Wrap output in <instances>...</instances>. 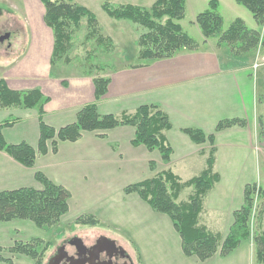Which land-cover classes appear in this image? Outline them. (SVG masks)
<instances>
[{
  "label": "crops",
  "instance_id": "crops-1",
  "mask_svg": "<svg viewBox=\"0 0 264 264\" xmlns=\"http://www.w3.org/2000/svg\"><path fill=\"white\" fill-rule=\"evenodd\" d=\"M153 2L154 0L150 6ZM132 5L140 6L135 3ZM183 19L184 17L179 21L180 25ZM190 21L196 29L197 37L194 40L198 44L195 48L181 49L173 56L155 59H139L136 49V61L123 60L122 57L123 61H119L117 65L110 64L105 76L109 79L105 94L97 101L94 98L92 79L91 87L86 92H78L79 89H76L77 93L74 92L71 101L66 94L71 95L72 91H62L60 88L59 93L54 95L55 86L47 84L39 89L49 98L43 105V121L55 129L74 122L76 113L92 102L96 103L100 114L113 115L131 113L141 105L157 106L166 114L170 123V128L163 132L166 143L171 148L168 161L161 159L157 149L150 151L143 145H132L135 134L133 126H116L101 132L102 134L84 131L74 142L60 141L55 152L48 150L45 154H37L33 167L23 166L0 150V191L21 187L41 189V184L34 178L35 172L39 171L69 192V213L73 195L86 197L87 187H92L95 180L93 185L102 183L114 187L106 193L109 197H116V201L113 200L116 203L109 205L112 213L107 215L106 222L123 235L125 242L135 246L140 264H260L256 259L255 245L250 239L241 240L225 256L217 253L204 261L185 256L181 249V239L169 218L153 211L138 194H125L123 191L126 185L150 178L161 170H170L181 181H186L205 168L208 152L213 147V171L218 175V181L203 198V209L198 222L223 240L233 224L234 212L243 204L245 185L255 183L261 186L257 172L260 162L264 163V150L258 146L260 132L264 128V88L259 94L253 79V73L257 69L252 72L254 63L251 66L246 64L244 55H229L211 38L204 39L200 29L193 23L194 19ZM111 26L112 23L107 25L110 31ZM126 27L132 25L127 23ZM182 29L184 30L183 27ZM250 29L257 30L256 27ZM110 31L108 35L113 41H120L121 35ZM140 31L142 32L141 28ZM137 33L136 37L134 33L135 41L140 35ZM51 50L52 46L49 47L48 54L45 52L48 60ZM258 58L264 61V51ZM5 74L1 78L14 90L38 89L36 85L29 83L27 75L19 74L16 79H8L9 74ZM261 76L264 84V72H261ZM60 81L62 80L56 79L57 83ZM53 98L56 99L57 106L53 105ZM17 108L11 107L6 111L0 109V122L12 118L10 115ZM31 112L34 131L30 130L33 138L28 144L36 149L39 135L38 109ZM13 118L16 121L12 126L3 128L2 135L8 143H19L20 138H9L5 131L26 121L28 115L26 113ZM226 119H240L245 123L217 131V123ZM185 128L199 129L206 136L212 135L213 145L208 140L195 143L183 131ZM23 141L26 140L22 139ZM150 161L156 165L154 171L149 167ZM190 194L191 192L187 198ZM179 195L177 201H183ZM85 197L76 199L81 207L73 217L88 215L96 218L99 223L103 217L100 212L107 206L98 208L90 201V197ZM140 211L146 215L139 216ZM138 218L142 221L144 218L151 221L153 219L156 223L158 221L165 225L163 229L174 240V244H168L169 253L162 238L161 242L158 241L159 237L155 238V231L160 232L159 228L155 224V228L143 224ZM23 228L29 229L31 225L24 223L15 231ZM0 230H4L1 225ZM152 251H155L154 259ZM15 260L9 264H14ZM0 264L8 263L0 261ZM32 264H35L34 260Z\"/></svg>",
  "mask_w": 264,
  "mask_h": 264
},
{
  "label": "trees",
  "instance_id": "trees-1",
  "mask_svg": "<svg viewBox=\"0 0 264 264\" xmlns=\"http://www.w3.org/2000/svg\"><path fill=\"white\" fill-rule=\"evenodd\" d=\"M43 5L42 20L52 31V50L49 58L51 65L58 61L69 64V52L73 47L76 30L85 19L88 29L87 37L94 36L96 41L103 40L97 19L86 7L73 0H39ZM246 8L253 18L261 23L264 19V0H235ZM186 0H154L149 8L132 4L113 7L107 2L101 8L110 18L129 20L141 27L142 32L136 40L139 59H155L173 56L181 49H193L197 42L188 36L179 21L184 17ZM204 39L218 36L217 44L226 43L229 55L241 56L255 49L259 41V32L249 29L240 18L222 30L221 15L217 10L216 0H210L208 8L194 18ZM106 39V38H104ZM107 40V39H106ZM109 79L95 77L92 79L94 98L97 101L105 94ZM49 100L39 89L27 91L10 88L5 79L0 78V108L11 107L38 108L39 135L36 149L27 142L8 143L2 130L12 126L16 118L0 122V150L25 167H33L37 154L48 150L55 152L60 141H76L84 131L101 132L121 125H130L135 129L131 144L143 145L148 150L157 149L163 161H168L171 148L166 143L163 132L170 128L164 112L155 105H141L133 112L119 115L100 114L95 102L84 105L75 116L74 122L60 128H53L43 121V105ZM240 119L219 121L216 130L234 125H243ZM183 131L195 143L208 140L213 145V136H206L201 130L185 128ZM214 148L208 152L205 168L196 176L181 181L170 170H161L147 179L126 185L125 194L136 193L155 212L166 215L181 239V249L185 256L196 257L204 261L215 254L227 255L234 250L241 240L252 239L259 245L255 253L260 264H264V230L251 237L249 228L254 196L264 193L255 183L245 185L243 204L233 214V224L223 240L210 232L198 222L203 209V198L218 181L213 171ZM151 170L156 169L153 161L149 162ZM34 178L41 184V189L21 187L0 191V221L29 220L36 227L45 229L55 225L68 211L69 192L62 186L54 184L43 173L35 172ZM191 187V194L184 201H177L179 193ZM76 222L93 226L97 219L92 216L78 217ZM39 238L25 242H14L6 250L15 255H26L35 264H42L40 257L43 249ZM3 249L0 247V252ZM0 261L12 263L11 259L0 256Z\"/></svg>",
  "mask_w": 264,
  "mask_h": 264
},
{
  "label": "rangeland",
  "instance_id": "rangeland-1",
  "mask_svg": "<svg viewBox=\"0 0 264 264\" xmlns=\"http://www.w3.org/2000/svg\"><path fill=\"white\" fill-rule=\"evenodd\" d=\"M75 3L86 7L92 14L95 15L98 26L101 28L100 34L103 37V40L98 42L94 36L91 38L87 37V26L85 19H82L80 27L76 30L75 40L72 49L69 52V64L58 61L55 65H51L47 56L49 52V47L52 46V31L48 28L43 20V5L39 0H0V37L5 34L9 36L2 41H0V78L6 76L5 73L9 74L8 79H16L19 74H24L29 77V83L36 85L38 89L40 87L43 89V84H47L51 87L54 85V95L59 93L60 88L62 91H72V94L68 93L67 98L70 101L73 99L76 89L79 91L86 92L89 87H91V79L95 77L106 78L107 72L109 70L110 64L117 65L119 61L129 60L136 61V41L134 39L137 36V32H141L138 25L132 23L129 20L113 19L106 15L102 10L101 5L104 2H107L109 5L116 7L121 4H138L145 8H149L152 0H73ZM210 0H186L184 19L181 21V25L184 28V31L188 33L191 38H195L196 29L191 24V19L208 8V3ZM217 10L221 15L223 23L222 30H225L233 20L236 18H243L244 25L247 28L256 27L259 31V43L255 47L254 52H249L245 54L246 64L260 63L261 59L258 58V55H261L264 51V24L257 22L252 14L243 6L237 4L235 0H216ZM242 19V21H243ZM111 26V31L116 33L118 32L121 35L120 41H113L112 37L109 34L110 28L107 25ZM131 24L132 27H126V24ZM194 23V22H193ZM107 24V25H106ZM107 27V28H106ZM198 27V26H197ZM106 28V29H105ZM125 30H130L125 31ZM110 31V32H111ZM218 34L212 37V41L217 44ZM106 38V39H104ZM210 39V38H208ZM223 50L229 49L226 43L221 45ZM222 51V50H220ZM134 54V55H133ZM234 56V54L232 55ZM123 57V60H122ZM238 57V56H236ZM261 58V56H259ZM254 70L252 69V72ZM261 72H264V65H261L257 68L255 73H253V79L255 80V85L259 94L262 93L264 84L262 82ZM34 75V77H32ZM49 79V80H48ZM56 79H61L62 81L56 82ZM65 80V82H64ZM41 90V89H40ZM53 105H58L56 99L53 98ZM3 111L9 110V108L3 109ZM37 107L33 108H24L19 107L17 110H13L12 118L18 115H28L26 121L21 122L17 126L11 128L10 131H5L8 134L9 138H20L26 140L24 142H30L33 138V134L30 130L34 131V122L30 119L31 111H37ZM263 129V128H262ZM26 135V136H25ZM28 135V137H27ZM30 144V143H29ZM161 168L162 164H160ZM258 180L260 181L259 188L264 190V163L260 162L258 165ZM110 180V179H108ZM95 180L92 183V187H87L88 193L86 197L80 194H74L72 200V208L69 213H65L59 218V221L52 227L45 229H40L29 220H11L10 222L1 221L0 225L4 228L3 232L0 230V247L3 249L0 252V256L16 260L14 264H32V259L26 255H15L11 252H8L6 249L13 245L14 242H25L32 238H39L42 240V244L37 248V251H41L43 248V255L40 257L42 264H46L50 257L53 256L57 247L65 239L77 236L83 240L85 244H92L95 240L104 236L109 239H112L122 246L127 254L132 258L133 264H140L138 250L135 249V246H131L128 242L124 241L123 235L117 233L111 226H108L106 222L107 215H111L112 208L109 205L112 202L115 204L116 197H109L107 193L108 190L113 189L110 185H93ZM96 191V193H95ZM92 192V193H90ZM191 192V187L183 190L180 193L179 197L183 201L186 200L187 195ZM79 197L89 198L90 201L95 203L96 207L107 206L103 209H99L98 212L103 214L101 223L97 221L96 225H82L76 222L78 217L88 216L81 215L78 217H73L79 212L80 205H78ZM253 208L250 215L249 228L251 232V237H255L259 232L264 230V193L254 196ZM114 200V201H113ZM114 204L112 207H114ZM91 207L93 204H90ZM94 207V208H96ZM69 208V206H68ZM109 209L110 212H109ZM137 214V212H136ZM139 216L146 215L142 214L140 211ZM105 218V219H104ZM139 219V218H138ZM140 220V219H139ZM141 223L150 225L155 228L154 224L159 228V231L155 235V238H158V241L165 243L167 251L169 253L168 244H174L170 233L166 231L165 225L159 223L152 219H145L144 221L140 220ZM24 223H29L31 228L22 229L20 231H15V229ZM162 238V240H161ZM252 239L250 238V241ZM252 243L255 245V250L259 245L254 240ZM155 247V246H154ZM153 247V248H154ZM67 250H72L69 246L66 247ZM173 249L174 247L171 246ZM153 259L155 251H152ZM15 256V257H14Z\"/></svg>",
  "mask_w": 264,
  "mask_h": 264
},
{
  "label": "water",
  "instance_id": "water-1",
  "mask_svg": "<svg viewBox=\"0 0 264 264\" xmlns=\"http://www.w3.org/2000/svg\"><path fill=\"white\" fill-rule=\"evenodd\" d=\"M8 36L9 34L3 35L0 37V41ZM67 243L74 247L75 253L69 255L65 245L62 244L46 264H113L112 258L116 257L117 254L121 258H129L122 246L117 245L114 240L104 236L98 237L91 246H86L83 240L77 236L68 239ZM102 253L106 255V260H100L99 257Z\"/></svg>",
  "mask_w": 264,
  "mask_h": 264
},
{
  "label": "flooded vegetation",
  "instance_id": "flooded-vegetation-1",
  "mask_svg": "<svg viewBox=\"0 0 264 264\" xmlns=\"http://www.w3.org/2000/svg\"><path fill=\"white\" fill-rule=\"evenodd\" d=\"M70 239V238H69ZM67 241H68V239H65L64 241H62V243L60 244V245H62V244H64L65 245V249H66V251L68 252V254L69 255H73L74 253H75V250H74V247L73 246H70V245H68V243H67ZM85 244V243H84ZM94 243H92V244H85L86 246H91V245H93ZM59 245V246H60ZM117 245H119V244H117ZM58 246V247H59ZM67 246H69L72 250H67ZM57 247V248H58ZM57 250V249H56ZM55 253H56V251H55ZM54 253V254H55ZM127 253V252H126ZM53 254V255H54ZM129 255V254H128ZM100 260H106L107 259V257H106V255L104 254V253H102V254H100ZM112 263L113 264H133V262H132V259H131V257L129 256V258H121L120 256H119V254H117V256L116 257H113L112 258Z\"/></svg>",
  "mask_w": 264,
  "mask_h": 264
},
{
  "label": "built area",
  "instance_id": "built-area-1",
  "mask_svg": "<svg viewBox=\"0 0 264 264\" xmlns=\"http://www.w3.org/2000/svg\"><path fill=\"white\" fill-rule=\"evenodd\" d=\"M259 66V64L255 63L254 64V69H256ZM258 146L264 150V129L262 130L261 134H260V140L258 142Z\"/></svg>",
  "mask_w": 264,
  "mask_h": 264
}]
</instances>
